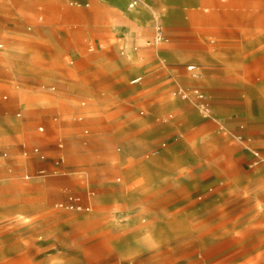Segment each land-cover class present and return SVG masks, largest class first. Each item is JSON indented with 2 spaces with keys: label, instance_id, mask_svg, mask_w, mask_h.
Segmentation results:
<instances>
[{
  "label": "rangeland",
  "instance_id": "obj_1",
  "mask_svg": "<svg viewBox=\"0 0 264 264\" xmlns=\"http://www.w3.org/2000/svg\"><path fill=\"white\" fill-rule=\"evenodd\" d=\"M4 3L20 25L0 32V53L16 44L31 60L6 65L20 78L0 79V264H264V160L256 163L246 147L249 137L264 156V0H147L133 10L127 0ZM157 22L165 36L156 44ZM215 36L217 49L209 51ZM133 45L140 53L128 60L119 50ZM188 63L203 73L227 129L203 118L194 96L175 93L179 82H199ZM46 66L51 76L40 77ZM91 67L109 78L89 80ZM30 69L46 87L62 83L58 94L78 111H62L50 93L10 103L14 92L40 87L24 77ZM140 73L142 82L131 83ZM128 106L136 111L125 113ZM52 116L57 134L48 142L57 147L63 139L65 160L62 172L41 177L23 145L43 147L36 137L47 136ZM111 185L136 195L130 208L140 212L137 220L109 210ZM70 194L90 209L54 208ZM137 238L144 245H135Z\"/></svg>",
  "mask_w": 264,
  "mask_h": 264
},
{
  "label": "crops",
  "instance_id": "obj_2",
  "mask_svg": "<svg viewBox=\"0 0 264 264\" xmlns=\"http://www.w3.org/2000/svg\"><path fill=\"white\" fill-rule=\"evenodd\" d=\"M4 2H5V0H0V32L2 30H5V29H14L16 27H19V25H20V23L14 22V21H12L10 19L11 18V15L15 11V9H11V8L9 9V8H7V5ZM130 2H131V0H127V9H129V10H133V9L137 8L138 6H141V5H143L145 3V2H143V3H140V4L136 5V6H134V7H131L130 6ZM99 30L100 29H95L94 27L92 28V31L97 32V34L105 31V29L103 30V28H101V31H99ZM56 32L59 35L60 32L57 31V30H56ZM233 35H234L233 32H229V34H226L227 38L232 37ZM16 36H18V35H16V34L15 35L14 34H12V35L11 34H8L7 38L10 40V39H12V37H16ZM154 36H155V31H154ZM154 36H153L152 42L153 43H156V44L157 43H160V42H155ZM239 36H240V34L237 37H239ZM152 42L149 41V42H147V44H151ZM208 42L210 43L209 40H208ZM214 43H215V46H214L213 49H211V48L208 47V50L209 51L214 50V49H217L218 39H217L216 36L214 38ZM1 46H2V44H0V47ZM119 51H120V54L123 57L127 58L128 60H131L129 56H132L134 54L135 55H138L140 53L139 47L137 45H133L132 47H130V49H128L127 47L122 46ZM167 52H168V54H171L172 53L173 59L176 56L177 57L179 56V53L176 52V51L173 52V51L168 50ZM141 55H143V57H146L148 59H151V60H153L155 62L158 61V56H157L156 53H151V52L145 51V52L141 53ZM30 60H31L30 57L23 56L22 53H20L18 45L15 44L14 46H12V48L10 46L7 49V51L0 53V79L2 81H6L7 82V81L13 80L15 78H20V76H17L16 77V76L12 75L11 72L6 68L7 67L6 65L7 64L8 65L9 64L15 65V64H19V63H21L23 61H30ZM262 60H263L262 62L264 63V59H262ZM262 62H261V60H254V62H253L252 65L253 66L254 65H258L259 63H262ZM213 63H214L213 65H215L214 67L217 68V69H223L225 67V65H222V64H220V63H218L216 61H213ZM188 65H195V69H193L191 71H194V73H200L202 75L200 78L195 76L198 79L199 82H197V84H195L193 87H200V88H202L207 93V95H208V97L210 99V102H211L212 106L214 107L215 115H214V117H209L208 119H211V120L217 122V124L219 126V130H222L224 128L227 129V127H226V116L220 110L219 106L216 105L212 101V98L210 97L208 91L206 90V88L202 84V82H203V79H202L203 78V73L201 71H198L197 70V67H198L197 64H195V63H188L187 66ZM171 67L174 68L173 65ZM177 68L179 69L180 67L178 66ZM25 73H26V76H24V77H28V80L31 81L30 85H33V86H36V87L40 86L41 88L38 87V89H35V90L24 89V91H21V93H15L14 92L13 95H12V98L10 100V103L11 102L12 103L13 102H16L19 99H23L27 104L28 103L30 104V103H33V102L37 101L39 98L41 99L43 97V95L50 93L54 97H56V99H58V100L60 99L61 100V102H62V107H61L62 108V111L64 110L66 112V110L69 111L70 109H72V110L74 109V111L75 110L78 111V108H77L78 106L77 107L72 106L73 104L70 103L67 98H64L63 96H61V95L58 94V92L56 90L57 88L55 86L56 85H59V88H60V86H62V83L54 84V86H52V84H51V86H47L46 87V84H41L39 81H37V78H36V76H37L36 74L37 73L36 72H33L32 69L25 70ZM39 74H40L39 75L40 77H47V76H51V71L46 66L44 69H42L40 71ZM160 74L162 75L163 78L171 79V78H169V76H170V73L169 72H166V71L162 70V72ZM66 75L63 76L61 74V77H68ZM100 75L103 76V77H105V78H109V75L105 73L103 67L102 68L91 67L90 74L88 75V78H89V80L95 82L97 76H100ZM137 76H141L142 77V80H143V76L144 75L142 73H140V74L135 75L131 79V83H133L132 80L135 77H137ZM68 80H70V81H74V80L78 81L79 79H71L70 77H68ZM142 80L139 81V82H137V83H141ZM27 84L29 85V83H27ZM67 84L69 85V83H67ZM176 85L177 86H176L175 90L180 85L181 86H184V87H187L183 83H180V82L177 83ZM187 88L190 89L191 87H187ZM6 97L7 96L5 95V98ZM81 103H82V105H85L86 104V101L85 100H81ZM3 106L7 108V106H9V104L3 105ZM36 109L38 111H43L44 109H47V108H45V107L42 108V107L39 106ZM126 110L127 111L125 113H129V114H131V113H133V112L136 111V109L134 107H129V106H128V108ZM83 112L84 113H87L86 110L83 111ZM0 115L2 117L1 111H0ZM21 115H22V113L20 111H18L17 112V116H21ZM201 116H202V114H201ZM203 118H205V117H203ZM82 119H83V116L80 115L77 118L76 121L81 122ZM53 120H57V116H54V117L52 116L50 118H47V122H48L47 136H45V137H39V136L36 137V139H38L39 141L46 142V143L43 144V147L40 146V145H35L34 146V147H39L41 149V152L46 155L47 159H45V160L41 159L40 153L35 152L34 151V147H32V149L29 150V149H27V147L25 145H23V148H24L23 153L25 155H28L29 152H32L34 154V156L36 158V163H38L37 174L39 176H41V177H44V176H47V175H50V174L51 175L58 174V173L62 172V169L61 168H62L63 163H64V160H65L64 159V155L62 153V150L60 149V148H63L64 147V141H63V139H59L58 141L55 142L56 145H57V147H53L51 145V143L48 142V139L54 137L57 134V125L58 124L57 125H52L51 122ZM41 127L43 129H41ZM82 128H83L82 129V133H83V135H82L83 136L82 143L83 144H87L88 143L89 127H88L87 124H83ZM39 130L40 131H44L45 130V126L44 125H40L39 126ZM9 132L12 135L13 139L15 140V142L18 145H20L21 136H19V134L16 131H14L12 127L9 128ZM243 133H245V132H243ZM243 133L240 134L239 136H243ZM246 135H247V133H246ZM2 137H3V134L0 133V138H2ZM247 138H248V141L249 142H248V144H246V147L253 154H254V151H259L258 148L253 144L251 138H249V137H247ZM60 142L63 143V146L62 147L59 146V143ZM1 152H2V155L5 156V157L9 156V153H10V151H8L6 149H1ZM56 154H58V155L57 156H53V155H56ZM59 157H62L63 158V161L59 165H55L54 160L57 159V158H59ZM261 157H262V160H264L263 154H261ZM257 160H258V157L255 156V161H257ZM104 163L107 164L108 161H105ZM106 164H104V165H106ZM43 167H45L48 170V172H49L48 174H46V175L39 174V170L41 168H43ZM55 169L57 170V173H53V170H55ZM26 177H29V174H26ZM164 183H165V181L163 179L161 181H159V184L160 185L161 184L163 185ZM106 191L107 192H105V194H106V197L105 198L107 199V205H108L109 210H113V212H115L116 214H119V215L120 214L121 215L130 214L134 218V220H137L140 212L137 211V210L136 211L135 210H132L130 208L132 202L136 198V195L135 194L128 195L127 193L124 192V190L119 185H111V187L108 188V189H106ZM71 196L80 197L81 204H83L85 206H89V204L87 205V204L83 203V200H82V198H81L80 195H71L70 194L68 196V200H66L64 203H67L69 201V199H70ZM60 202H63V201H57L56 203H54V208H60V207L57 206V204L60 203ZM117 204L121 206V209L120 210H118L116 208L114 209V206L117 205Z\"/></svg>",
  "mask_w": 264,
  "mask_h": 264
},
{
  "label": "built area",
  "instance_id": "obj_3",
  "mask_svg": "<svg viewBox=\"0 0 264 264\" xmlns=\"http://www.w3.org/2000/svg\"><path fill=\"white\" fill-rule=\"evenodd\" d=\"M145 1L146 0H131L130 6L134 7V6H136L140 3H143ZM164 36L165 35H164V31H163V25L160 22H157L156 26H155V36H154L155 42H160L162 39H164ZM187 68L189 70H193V69H195V65H188ZM195 76L200 78L202 75L200 73H195ZM141 80H142V77L137 76L132 80V82L137 83ZM175 93L178 94L179 96H181L182 98H186V99L191 97V96H194L192 99L193 103L197 106V108L199 109L202 116L205 118L214 117V115H215L214 107L212 106L207 93L202 88L193 87L191 89H188L187 87L180 85L176 89ZM41 129H43V128L41 127ZM59 146L62 147L63 143L60 142ZM34 151L37 153H40L41 159H43V160L47 159L46 155L41 152V149L39 147H34ZM254 153H255L256 157H258V160L256 161V163L260 162L262 160V157H261V154L259 153V151H254ZM62 161H63V158L59 157V158L54 160V163H55V165H59ZM48 173L49 172L45 167H43L39 170V174H41V175H46ZM53 173H57V170L56 169L53 170ZM80 200H81L80 197L71 196L67 203L60 202L57 204V206L58 207L75 208L78 210H81V209L89 210L90 206H84L83 204H81Z\"/></svg>",
  "mask_w": 264,
  "mask_h": 264
},
{
  "label": "bare ground",
  "instance_id": "obj_4",
  "mask_svg": "<svg viewBox=\"0 0 264 264\" xmlns=\"http://www.w3.org/2000/svg\"><path fill=\"white\" fill-rule=\"evenodd\" d=\"M103 225V224H102ZM97 226V225H96ZM110 226V225H109ZM91 231V230H90ZM92 233V232H91ZM135 245H137V246H142V245H144V241H143V239L142 238H137L136 240H135Z\"/></svg>",
  "mask_w": 264,
  "mask_h": 264
}]
</instances>
